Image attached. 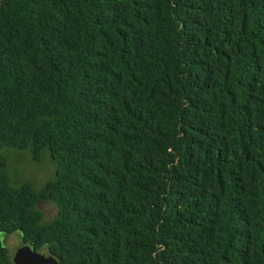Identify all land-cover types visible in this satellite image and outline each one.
<instances>
[{
	"label": "trees",
	"instance_id": "1",
	"mask_svg": "<svg viewBox=\"0 0 264 264\" xmlns=\"http://www.w3.org/2000/svg\"><path fill=\"white\" fill-rule=\"evenodd\" d=\"M4 146L55 179L14 187ZM13 232L59 264H264V0H0Z\"/></svg>",
	"mask_w": 264,
	"mask_h": 264
},
{
	"label": "rangeland",
	"instance_id": "2",
	"mask_svg": "<svg viewBox=\"0 0 264 264\" xmlns=\"http://www.w3.org/2000/svg\"><path fill=\"white\" fill-rule=\"evenodd\" d=\"M1 151L6 158L10 182L14 187H19L24 183H28L31 184L36 191H40L45 187L47 182L54 180L56 177L58 164L51 151L48 149L42 150L38 159H35L30 151L12 146H4ZM34 208L42 211L43 217L41 221L43 223L51 221L58 213V205L50 200H42L36 203ZM0 238L7 246L14 264H22V262L32 264L29 260L27 262L25 260L23 261L20 256L19 249L23 247L25 240L21 237L19 232L10 234L0 233ZM36 249L38 254L47 257H55L49 253L46 247H38ZM37 259L39 260V258Z\"/></svg>",
	"mask_w": 264,
	"mask_h": 264
},
{
	"label": "flooded vegetation",
	"instance_id": "3",
	"mask_svg": "<svg viewBox=\"0 0 264 264\" xmlns=\"http://www.w3.org/2000/svg\"><path fill=\"white\" fill-rule=\"evenodd\" d=\"M23 247H28V249L25 248V250H26L27 254H29V256L25 252L21 254V258L23 259V261L25 260L27 262L29 260V261H31L32 264H45L44 262H41L40 260H38L36 257H33L32 253H36L37 249L35 248V246L32 243L24 241ZM48 255H50V254H48ZM21 262H22V260H21ZM13 264H14V262H13ZM22 264H26V263L22 262ZM46 264H48V263H46ZM58 264H59V262H58Z\"/></svg>",
	"mask_w": 264,
	"mask_h": 264
},
{
	"label": "water",
	"instance_id": "4",
	"mask_svg": "<svg viewBox=\"0 0 264 264\" xmlns=\"http://www.w3.org/2000/svg\"><path fill=\"white\" fill-rule=\"evenodd\" d=\"M25 248L26 249H28V247H22V248H20L19 250H20V256H21V254L22 253H26L27 254V252H26V250H25ZM33 254V256H35V257H37V258H39V260L41 259V261H43L45 264L46 263H50V264H58V260L55 258V257H47V256H45V255H41V254H38V252H36V253H32ZM28 256H29V254H27ZM26 255V256H27ZM23 257V256H22Z\"/></svg>",
	"mask_w": 264,
	"mask_h": 264
}]
</instances>
